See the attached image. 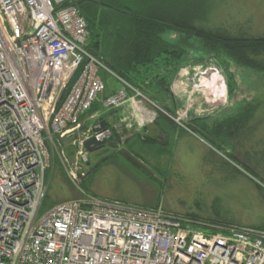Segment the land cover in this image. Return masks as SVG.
Instances as JSON below:
<instances>
[{"label":"built area","instance_id":"2783aa9c","mask_svg":"<svg viewBox=\"0 0 264 264\" xmlns=\"http://www.w3.org/2000/svg\"><path fill=\"white\" fill-rule=\"evenodd\" d=\"M79 1L0 0V264H264L261 229L86 194L44 209L54 160L79 187L90 170L85 142L113 136L110 125L95 132L99 113L82 119L94 104L120 109L130 91L150 101L87 50ZM102 73L122 88L105 96Z\"/></svg>","mask_w":264,"mask_h":264},{"label":"rangeland","instance_id":"374dc122","mask_svg":"<svg viewBox=\"0 0 264 264\" xmlns=\"http://www.w3.org/2000/svg\"><path fill=\"white\" fill-rule=\"evenodd\" d=\"M212 20L220 27L242 29L249 35L264 37V0H219ZM170 40L176 42L178 37L172 36ZM188 42L190 62L198 57L206 58L207 62L183 68L171 85V93L160 95L159 100L170 102L172 96L181 98L182 111L189 109V113L194 115L220 114L222 109L227 110V113L216 117L217 120L229 119L246 105L254 104L258 106V112L250 123L260 125L264 131V73L239 65L226 56L204 54L202 44L196 39ZM104 76L107 89L111 85L122 88L116 77L108 73ZM230 76L235 80L232 95L229 91ZM97 103L100 106L97 112L99 120L106 118L109 124L108 115H105L107 111ZM162 111L170 114L165 109ZM173 118L178 120L177 116ZM116 121L121 122L119 118ZM189 122L186 118L179 123L187 128ZM263 131L260 134L262 142ZM140 135L138 133L139 141L131 143L129 148L136 154L142 149L143 155L138 159L148 171L135 166L126 156L116 155L87 176L78 187L71 184L63 165L66 176L55 170L56 164L60 163L56 155L50 172L51 201L59 204L83 199L86 194L144 209L162 207L167 212L195 217L215 225L264 230L263 178H259L262 186L258 188L246 179L231 174L220 156L231 157L229 160L236 162L235 158L219 150L215 142L210 144L201 134H179L164 150L154 145L150 148L140 145ZM68 142L71 145L72 139ZM70 158L74 159L71 155ZM261 159L264 160V157ZM99 161L94 155L90 156L93 165ZM261 167L264 171V164ZM54 172L56 177L54 175L52 179Z\"/></svg>","mask_w":264,"mask_h":264},{"label":"trees","instance_id":"16d2710c","mask_svg":"<svg viewBox=\"0 0 264 264\" xmlns=\"http://www.w3.org/2000/svg\"><path fill=\"white\" fill-rule=\"evenodd\" d=\"M218 4L219 0H80L78 9L86 19L90 31L87 50L101 60L116 77L169 112L159 100L160 95L171 93V85L183 68L207 62L203 57L190 62L188 41L191 39L202 44L204 54L226 56L239 65L264 73V37L249 35L242 29L231 30L214 24L212 17ZM172 36H177L178 40H170ZM102 77L105 82L104 73ZM76 78L77 75L63 93L62 99ZM228 81L232 95L235 92V80L230 76ZM105 85L107 91V82ZM99 109L98 103L94 104L82 119L99 112ZM244 109L245 113L213 126L206 125L202 119H193L187 124V129L201 134L210 144L215 142L220 150L221 144L226 143L220 139L221 135L231 136L249 124L258 106L249 104ZM161 116L174 125L170 118L163 114ZM140 139V145L161 148L142 134ZM130 152L137 158L143 155L142 149L137 154L131 149ZM55 170L64 174L58 163ZM50 172L47 175L48 181ZM50 187L51 184L49 190ZM56 204L58 203L51 201L48 192L44 209Z\"/></svg>","mask_w":264,"mask_h":264},{"label":"crops","instance_id":"0c3cea01","mask_svg":"<svg viewBox=\"0 0 264 264\" xmlns=\"http://www.w3.org/2000/svg\"><path fill=\"white\" fill-rule=\"evenodd\" d=\"M117 90L120 89H117L116 87L111 85L110 89H107V95H112ZM128 97L129 101L125 103V105L120 109L105 112V115H108L107 119L109 120L110 126H113V128H117L118 133L121 136L122 134L131 135L134 133H141L144 136L147 133V126L152 123H156L162 129L164 134L169 137V140L165 146H161L156 142L155 143L158 144V146H160L161 148L167 149L175 136L184 133H192L191 130L181 127L180 124H178L172 118L176 117L179 112L182 111L183 104L181 103V98L176 99L172 96V101L170 102H166V99H163V102L161 101L162 105L165 108L169 109V113L171 114H169L171 116L170 117L162 111L164 109L161 106L157 105L149 98L148 99L150 101L144 100L140 97H136L131 91L129 92ZM134 98L137 106V108L135 109L132 108V99ZM245 112L246 110L240 109L231 117L238 116L240 113ZM257 112L258 109L254 110L253 118L251 120L255 118ZM225 113H227V110L223 109L220 114L216 112H209L204 115H194L193 113H191L189 121L193 119H202L206 123V125L213 126L215 123L227 120H217L216 118ZM161 114L170 118L173 121L174 125H171L165 119H163ZM116 118H119L121 122H115ZM250 122L249 124L242 127L241 130L235 131V133H233L231 136L224 134L221 135L220 139L222 141L225 140L226 143L221 144L220 150H223L226 152V154L231 155L233 158H235L236 162L231 161L223 156H220V159H222L223 163L228 167V170L231 172V174H236L237 176H240L242 179H246L252 185L259 188L262 186L259 182V178L261 177L264 180V171L262 170L263 167H261V165L264 164V160L261 159L262 157H264V142H262L263 140H261L260 137V134L263 130L260 125L251 124ZM214 148L213 150L216 149ZM261 188L264 190L263 187Z\"/></svg>","mask_w":264,"mask_h":264},{"label":"water","instance_id":"95a60500","mask_svg":"<svg viewBox=\"0 0 264 264\" xmlns=\"http://www.w3.org/2000/svg\"><path fill=\"white\" fill-rule=\"evenodd\" d=\"M108 127V121L104 120L101 122V129H95V132H100V131H105L107 130ZM114 136L119 139L121 138V135L118 133L117 128L112 129ZM144 137L150 141L156 142L160 144L161 146H165L168 143L169 137L164 134L162 129L156 124L152 123L147 126V133L144 135ZM116 141L111 144V148L116 147ZM121 144V143H118ZM106 141L103 142H98L94 138L90 139L85 142V148L87 151L91 154L94 155L100 151H102L105 148ZM115 152L110 153L109 155L103 157L97 164L93 165L91 162L88 164L90 167V171L88 172L87 176L91 175L94 171H96L104 162L109 160ZM123 155L126 156V158L131 161L135 166L139 167L142 170L148 171L146 166L135 156L133 155L130 151L124 150ZM85 179V178H84ZM83 179V180H84Z\"/></svg>","mask_w":264,"mask_h":264},{"label":"flooded vegetation","instance_id":"af4514ba","mask_svg":"<svg viewBox=\"0 0 264 264\" xmlns=\"http://www.w3.org/2000/svg\"><path fill=\"white\" fill-rule=\"evenodd\" d=\"M114 141H116V147L115 148H111V144L114 143ZM136 141H139V136L137 133H134V134H131V135H123L121 136V138L117 139L114 134L113 136L108 140L106 141V145H105V148L94 154V156L101 160L103 157L109 155L110 153L112 152H115V154L112 156H116V155H123V151L124 150H128L130 151V145L131 143H135ZM118 143H121V144H118ZM111 157V158H112Z\"/></svg>","mask_w":264,"mask_h":264},{"label":"bare ground","instance_id":"6f19581e","mask_svg":"<svg viewBox=\"0 0 264 264\" xmlns=\"http://www.w3.org/2000/svg\"><path fill=\"white\" fill-rule=\"evenodd\" d=\"M219 84V83H218ZM218 84H217V86H218ZM219 87V86H218Z\"/></svg>","mask_w":264,"mask_h":264}]
</instances>
